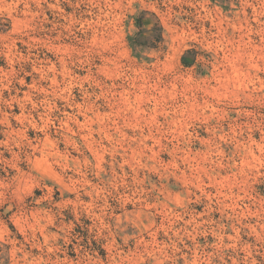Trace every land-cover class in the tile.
I'll return each mask as SVG.
<instances>
[{"label": "rangeland", "instance_id": "374dc122", "mask_svg": "<svg viewBox=\"0 0 264 264\" xmlns=\"http://www.w3.org/2000/svg\"><path fill=\"white\" fill-rule=\"evenodd\" d=\"M0 264H264V0H0Z\"/></svg>", "mask_w": 264, "mask_h": 264}, {"label": "trees", "instance_id": "16d2710c", "mask_svg": "<svg viewBox=\"0 0 264 264\" xmlns=\"http://www.w3.org/2000/svg\"><path fill=\"white\" fill-rule=\"evenodd\" d=\"M186 65H189V63L186 61V58H185V62H184Z\"/></svg>", "mask_w": 264, "mask_h": 264}, {"label": "bare ground", "instance_id": "6f19581e", "mask_svg": "<svg viewBox=\"0 0 264 264\" xmlns=\"http://www.w3.org/2000/svg\"><path fill=\"white\" fill-rule=\"evenodd\" d=\"M77 122V121H76Z\"/></svg>", "mask_w": 264, "mask_h": 264}]
</instances>
